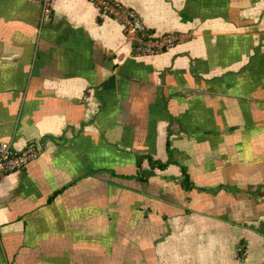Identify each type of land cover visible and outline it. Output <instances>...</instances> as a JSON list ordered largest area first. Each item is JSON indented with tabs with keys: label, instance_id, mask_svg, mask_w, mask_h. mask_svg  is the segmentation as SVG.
<instances>
[{
	"label": "crops",
	"instance_id": "1",
	"mask_svg": "<svg viewBox=\"0 0 264 264\" xmlns=\"http://www.w3.org/2000/svg\"><path fill=\"white\" fill-rule=\"evenodd\" d=\"M116 1L182 39L0 0V142L40 149L2 179L0 264H264V0Z\"/></svg>",
	"mask_w": 264,
	"mask_h": 264
},
{
	"label": "built area",
	"instance_id": "2",
	"mask_svg": "<svg viewBox=\"0 0 264 264\" xmlns=\"http://www.w3.org/2000/svg\"><path fill=\"white\" fill-rule=\"evenodd\" d=\"M42 6L41 24L51 21L55 0H37ZM98 5L101 13L119 19L125 26L128 38L131 40L133 50L137 54L152 55L163 52L180 41V35L174 32L157 34L150 33L142 37L141 33L148 28L141 16L132 8H128L116 0H90ZM40 149L36 143H28L18 149L11 142H0V185L4 175L23 169L31 160L38 157Z\"/></svg>",
	"mask_w": 264,
	"mask_h": 264
},
{
	"label": "trees",
	"instance_id": "3",
	"mask_svg": "<svg viewBox=\"0 0 264 264\" xmlns=\"http://www.w3.org/2000/svg\"><path fill=\"white\" fill-rule=\"evenodd\" d=\"M152 32H155V31L153 29H147V30H145L144 32L141 33V36L142 37H147ZM150 161H151V163L153 165H157V166H159L161 168H164L167 165V162H163L161 160H153V159L150 158ZM182 173H183L182 183H183V185L189 187L190 186V180H189L188 174L186 172V169H183Z\"/></svg>",
	"mask_w": 264,
	"mask_h": 264
}]
</instances>
